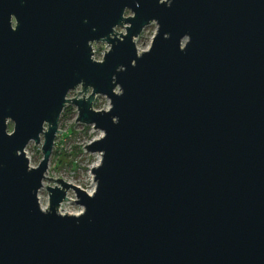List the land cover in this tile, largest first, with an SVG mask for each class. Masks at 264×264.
<instances>
[{
  "label": "water",
  "instance_id": "1",
  "mask_svg": "<svg viewBox=\"0 0 264 264\" xmlns=\"http://www.w3.org/2000/svg\"><path fill=\"white\" fill-rule=\"evenodd\" d=\"M68 104L96 187L48 178L43 208ZM0 264H264V0H0Z\"/></svg>",
  "mask_w": 264,
  "mask_h": 264
},
{
  "label": "rangeland",
  "instance_id": "2",
  "mask_svg": "<svg viewBox=\"0 0 264 264\" xmlns=\"http://www.w3.org/2000/svg\"><path fill=\"white\" fill-rule=\"evenodd\" d=\"M132 15L129 10L126 12V16ZM158 24L156 22L147 26L141 35L135 39L139 51L147 50L157 33ZM118 33H125L126 27L119 26L116 28ZM107 46V47H106ZM110 49V45L107 42L94 43L95 56L94 59L102 60L106 51ZM83 91V87L80 85L76 89L70 91L69 98L83 97L86 95ZM91 92V90L89 91ZM110 107V100L106 96H98L95 102L94 108L97 110H106ZM79 117V110L76 105L68 104L61 114L59 121V129L62 133H58L55 139L52 155L49 161L48 171L46 173V179L44 180V186L39 192V200L41 207L48 208L50 206V194L47 189V185L51 187L60 186L61 183L57 180L48 178H62L68 183L75 184L88 193H92L95 190L96 182L94 174L90 168L93 164L97 163L100 158L99 152H91L84 148L86 145H90L94 140L99 139L103 132L96 129L93 125H88L80 122L76 119ZM9 131L12 132L14 123H9ZM44 143V135H42V141L40 144H36L35 141H31L26 148V154L30 160V164L33 167L39 165L43 159L42 146ZM102 157V155H101ZM68 198L70 200L61 204L59 212L62 214H80L84 211L83 207L79 205L77 201V193L75 190H68Z\"/></svg>",
  "mask_w": 264,
  "mask_h": 264
},
{
  "label": "bare ground",
  "instance_id": "3",
  "mask_svg": "<svg viewBox=\"0 0 264 264\" xmlns=\"http://www.w3.org/2000/svg\"><path fill=\"white\" fill-rule=\"evenodd\" d=\"M100 158H102L101 154H100ZM100 161L101 160L99 159V161L97 163L93 164L90 168L93 169V167H97L100 164ZM43 208H45V207H43Z\"/></svg>",
  "mask_w": 264,
  "mask_h": 264
},
{
  "label": "built area",
  "instance_id": "4",
  "mask_svg": "<svg viewBox=\"0 0 264 264\" xmlns=\"http://www.w3.org/2000/svg\"><path fill=\"white\" fill-rule=\"evenodd\" d=\"M93 52H94V55H93V57L95 56V50H94V44H93ZM104 56H105V54H104ZM104 58V57H103Z\"/></svg>",
  "mask_w": 264,
  "mask_h": 264
}]
</instances>
